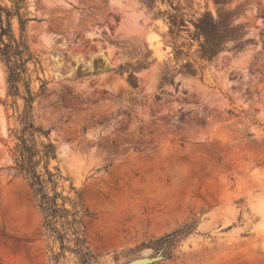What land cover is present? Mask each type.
Listing matches in <instances>:
<instances>
[{
	"label": "rangeland",
	"instance_id": "rangeland-1",
	"mask_svg": "<svg viewBox=\"0 0 264 264\" xmlns=\"http://www.w3.org/2000/svg\"><path fill=\"white\" fill-rule=\"evenodd\" d=\"M122 1L0 0L30 55L17 96L0 60V264H84L17 168L24 83L88 264H264V0Z\"/></svg>",
	"mask_w": 264,
	"mask_h": 264
},
{
	"label": "trees",
	"instance_id": "trees-1",
	"mask_svg": "<svg viewBox=\"0 0 264 264\" xmlns=\"http://www.w3.org/2000/svg\"><path fill=\"white\" fill-rule=\"evenodd\" d=\"M20 23L22 22L20 21ZM7 26L6 29L0 27V60L7 71L9 94L17 96L19 93L18 84L22 82V74L25 72L24 65L30 59V55L22 36L19 40H14L9 34V23ZM4 36L8 37V42H4ZM24 87L26 96L22 97L24 107L20 114L22 127L17 137L19 144L16 146L19 153L18 171L32 192L46 228L57 233V237L61 242L66 239L69 243H72L73 250L71 251L78 255L82 263L88 264L93 259V255L86 247L83 238V223L80 211L75 203H73L71 210L58 206L56 200L60 197V194L55 190L56 182L52 180V174L46 171L48 178L44 180L37 172L39 161L34 160V157L39 152L34 149V145L27 144V137H32L38 131V128L33 124L31 117L33 97L26 83H24ZM52 154L53 145L51 143L44 145V157L47 158ZM57 223L60 224L64 233L60 234L54 226ZM62 248L66 249L68 247L62 245Z\"/></svg>",
	"mask_w": 264,
	"mask_h": 264
},
{
	"label": "water",
	"instance_id": "water-1",
	"mask_svg": "<svg viewBox=\"0 0 264 264\" xmlns=\"http://www.w3.org/2000/svg\"><path fill=\"white\" fill-rule=\"evenodd\" d=\"M163 259V256L160 253H157L153 257H141L133 259L125 264H152L156 261H160Z\"/></svg>",
	"mask_w": 264,
	"mask_h": 264
},
{
	"label": "bare ground",
	"instance_id": "bare-ground-1",
	"mask_svg": "<svg viewBox=\"0 0 264 264\" xmlns=\"http://www.w3.org/2000/svg\"><path fill=\"white\" fill-rule=\"evenodd\" d=\"M123 1H125V0H123ZM123 1H122V2H123ZM122 2H118V3H116V4H117V6H121V8L124 7V10H125L126 7L123 6ZM135 7H136V6H135ZM135 7H134V8H135ZM128 10H131V9H128ZM132 10H133V9H132ZM129 20H130V19H129ZM128 22H129V21H128Z\"/></svg>",
	"mask_w": 264,
	"mask_h": 264
},
{
	"label": "flooded vegetation",
	"instance_id": "flooded-vegetation-1",
	"mask_svg": "<svg viewBox=\"0 0 264 264\" xmlns=\"http://www.w3.org/2000/svg\"><path fill=\"white\" fill-rule=\"evenodd\" d=\"M155 1V4H157L156 3V1H159V0H154ZM172 1V0H171ZM164 2H165V0H164ZM176 20H174V22H175ZM185 22V21H184ZM180 28H185V27H180Z\"/></svg>",
	"mask_w": 264,
	"mask_h": 264
}]
</instances>
